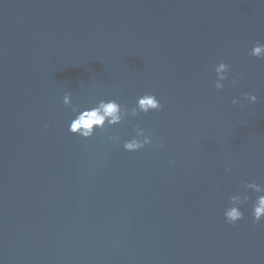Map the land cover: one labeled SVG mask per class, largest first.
I'll list each match as a JSON object with an SVG mask.
<instances>
[{
    "label": "water",
    "instance_id": "95a60500",
    "mask_svg": "<svg viewBox=\"0 0 264 264\" xmlns=\"http://www.w3.org/2000/svg\"><path fill=\"white\" fill-rule=\"evenodd\" d=\"M257 42L264 0H0V264H264L255 194L224 220L264 184ZM66 93L161 109L84 140ZM136 128L152 143L126 152Z\"/></svg>",
    "mask_w": 264,
    "mask_h": 264
},
{
    "label": "clouds",
    "instance_id": "9594fccd",
    "mask_svg": "<svg viewBox=\"0 0 264 264\" xmlns=\"http://www.w3.org/2000/svg\"><path fill=\"white\" fill-rule=\"evenodd\" d=\"M249 55L256 59H264V44L257 42L251 48ZM216 79L214 86L217 91H221L224 87V81L227 79L229 66L221 62L214 68ZM235 80L233 84H235ZM244 99L249 103H256V96L245 94ZM63 106L70 109L74 114L71 119L67 131L81 139H90L94 133L104 131L109 128L120 125L127 118H136L139 115L147 114L149 112L159 111L161 104L154 95L144 94L136 99L133 107H125L116 100H99L90 108L81 109L79 106H74L70 94H65L62 99ZM233 104L237 100H232ZM49 127L44 125L45 130ZM135 135L123 143V149L126 152L132 153L143 149L146 145L152 143L151 134L146 133L142 128H136ZM117 137L108 136L107 141L113 143ZM228 169H225L227 171ZM249 193L255 194V199L251 207L252 223L259 224L264 222V184H257L255 182H244L242 184V191L237 192L229 197V206L224 211L225 223L235 225L243 218L241 207L248 203Z\"/></svg>",
    "mask_w": 264,
    "mask_h": 264
}]
</instances>
